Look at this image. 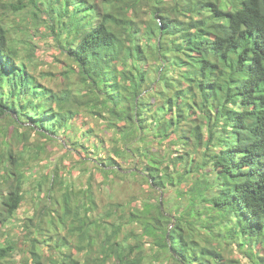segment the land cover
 <instances>
[{
    "label": "trees",
    "instance_id": "16d2710c",
    "mask_svg": "<svg viewBox=\"0 0 264 264\" xmlns=\"http://www.w3.org/2000/svg\"><path fill=\"white\" fill-rule=\"evenodd\" d=\"M8 1L0 264H230L234 245L264 264V0ZM56 4L53 87L2 15Z\"/></svg>",
    "mask_w": 264,
    "mask_h": 264
},
{
    "label": "rangeland",
    "instance_id": "374dc122",
    "mask_svg": "<svg viewBox=\"0 0 264 264\" xmlns=\"http://www.w3.org/2000/svg\"><path fill=\"white\" fill-rule=\"evenodd\" d=\"M42 1V0H41ZM40 1V3H42ZM54 0H44L43 2V8L46 10L48 9L49 2ZM2 2L8 4L10 3L8 0H2ZM60 4L50 5V13H41L37 12L35 15L34 12L35 8L32 5H29L20 16L10 14L11 12L8 11L5 15L6 20L4 19L5 25H3L4 28L11 27L12 32L14 30V35L17 38H23L25 35H27V39H30L32 41V44L34 45L32 47V51L34 52V57L38 60V58H41L42 62L40 64V68L42 72H49L48 78H46L43 82L51 84L54 86H59L60 83H63L62 74L61 71L64 69L65 65V59L66 57L61 54L57 48L54 47V44L52 43L53 37L50 36V32L48 31V21L50 20L49 15H54V8H59ZM34 8V9H33ZM6 9H8L6 7ZM9 10V9H8ZM0 25H2V18H0ZM16 31V32H15ZM17 31H21V35L17 33ZM26 38V37H25ZM51 42V43H50ZM23 47L25 44H22ZM45 62V63H43ZM73 78L77 80L80 79V75L73 73ZM84 120V119H82ZM31 142L37 143V138L32 137ZM55 154L53 156L54 161L59 156L60 150L57 151L54 150ZM42 164V168L44 166L45 161L42 160L39 162ZM38 162L35 163V167L37 168ZM75 170L74 177H77L79 174ZM96 180L94 181V188H96L97 183L101 180L100 174L97 172ZM88 178V173H84V181H86ZM0 179H3V176H1L0 173ZM79 182V181H77ZM141 185L135 184V183H124L121 182L120 186H115V193L116 196L120 199L128 200L130 198V195H132V192L138 191ZM100 198L102 200H107V195L105 193H100ZM35 205L36 201L33 198H27L26 201L23 203L22 207L19 209L18 215L15 219H13V224L16 222L18 218H26L27 216L32 215L35 212ZM1 233L5 230V227H1ZM6 233V231L4 232ZM0 246L5 245L7 243L6 234H0ZM149 251L155 250L156 247L153 246V244H148ZM254 251V248H252ZM249 246H245V248L240 249L237 245L232 246L231 248H228L227 254L230 256V259H234V261L230 264H253L250 257H248L247 251L250 252L252 250ZM252 252V251H251ZM166 264V263H165ZM176 264V263H173Z\"/></svg>",
    "mask_w": 264,
    "mask_h": 264
}]
</instances>
